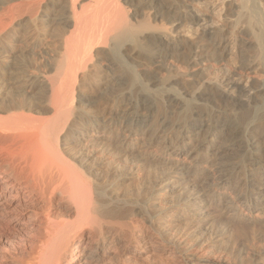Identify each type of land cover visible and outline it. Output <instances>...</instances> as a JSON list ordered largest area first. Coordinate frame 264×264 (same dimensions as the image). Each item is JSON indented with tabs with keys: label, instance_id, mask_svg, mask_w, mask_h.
Returning a JSON list of instances; mask_svg holds the SVG:
<instances>
[{
	"label": "bare ground",
	"instance_id": "1",
	"mask_svg": "<svg viewBox=\"0 0 264 264\" xmlns=\"http://www.w3.org/2000/svg\"><path fill=\"white\" fill-rule=\"evenodd\" d=\"M200 1L0 0V264H237L203 243L233 175L226 208L264 211V0H216L234 20L187 48L150 26L197 25ZM98 67L109 111L79 92ZM203 98L231 117L194 114Z\"/></svg>",
	"mask_w": 264,
	"mask_h": 264
},
{
	"label": "rangeland",
	"instance_id": "2",
	"mask_svg": "<svg viewBox=\"0 0 264 264\" xmlns=\"http://www.w3.org/2000/svg\"><path fill=\"white\" fill-rule=\"evenodd\" d=\"M228 1L229 0H225L226 3ZM230 1H233L234 2V0H230ZM211 2H213V3H211ZM85 3H87V2L85 1L84 4ZM219 4H220V2H218L216 0H209V1L208 0H201L200 1L199 5H197V8H199L198 10H200L201 12H199L198 10H194V13H193L194 15H196L197 17L200 18V22L197 24L198 26L195 25V24L194 25L193 24L192 25H187V26L186 25H183V26L182 25H176V26L175 25H169L168 23H164V21L162 22V20L158 21L159 19H157L156 21H153V20L151 21V20H149V19H151L150 13H148V14L138 13L137 14L136 21L137 22H141V21H139L140 17H141V19H143V21H144V19H146L148 17L146 20H149V23L150 24H151V22H153L150 26L151 27H152V25L156 26L154 29H158L159 28L160 30H164L163 27L168 26V27L165 28V30L167 32L169 31L168 33L171 34L170 39L173 40L174 43L177 42L178 44H181V45L183 44V47L187 48L192 43L196 42L197 41L196 38L199 35H201L203 32L205 33V32H208V31L216 30L219 27H221L222 25H224L225 23H229L228 20L230 21L231 19H228L227 20L226 19L227 17L226 18L224 17L226 15L225 13H222L221 14L220 11L217 12L220 8H215V7L218 6ZM126 12L129 13L130 11H126ZM130 14L131 13H129V15ZM147 15H149V16H147ZM223 17H224V19H223ZM228 18H231V17H228ZM233 20H234V18L231 21H233ZM179 26H181V27H179ZM42 32L45 33V31H42ZM167 39H169V38H166V40ZM231 46H230L231 53L234 54V52H236V49H234ZM137 56H138V58L133 62V63H135V65H138V63H141L142 62V59H143V56L142 55H137ZM232 61L233 60H231L230 58H229V60L227 59V63H228V64L226 63L227 67H232V66L234 67V66L237 65L236 62H232ZM225 68L222 69V70L220 69L221 71H218V72L216 71V73H220V74H216L215 75L216 77H218V79L221 78V75L225 72L224 71ZM100 70H106V69L105 68H101V69L100 68L99 69L93 68L92 69V72L90 74V77H89L91 79H89L87 82L82 83L81 84L82 86L80 84L78 85L80 94L86 96V99L88 101L87 104H89V105H87V104L84 105L85 107L87 106L85 110H87V109L90 108V109H99V110L100 109H102V110L105 109L104 111H107V110L109 111V106H108L109 103L105 102L107 100L105 99L103 93L101 92L102 91L101 90V86H99L97 84L100 79H103L101 77L100 78L98 77L99 74H100L98 71H100ZM95 73H98V74H95ZM214 73H215V71L213 72V74ZM138 75L140 76L139 73H138ZM215 76L213 75L210 78L213 79ZM147 77L150 79V78H152V75L147 74L146 77H144V78L141 77L144 80V81H142L143 84H147V85L150 84V82H148L149 79ZM145 82H147V83H145ZM154 86L156 88V87H159L160 84H158V86H156V84L150 85L149 87L150 88L152 87V89H155ZM83 91L86 92V93H83ZM188 91H191V90H188ZM79 92L77 94H75V95L78 96ZM77 96H75V99L77 98ZM97 97L98 98L104 97L103 98L104 100L103 99H100L99 100V99H97ZM95 99L97 101H99V102L95 101ZM90 102H92V103H90ZM96 102H97V104H96ZM199 103H200L199 106H198L199 107L198 108L199 110L198 111H195L194 114H196V115L198 114L199 115V113H200L201 117H203V119H205V120H211V121L222 120L224 118H230L231 117V116H226V114L233 113V112H229V110L231 108L228 109V107L227 108L224 107L223 105H221V103L212 102V101L206 100L205 98H203L202 99V102H199ZM92 104H93V106H92ZM156 107H157L156 108V114L152 118V120L155 123L158 122L159 119L163 116L162 112H163V109H164L165 106H164V104H162V102L159 101L157 103ZM175 109H177V108H174V109L168 108V110H170V112L174 111V112H172L174 114V116L171 114L172 116H171V118H169L171 120L172 119L173 120H176V114L178 113V111H177L178 109L177 110H175ZM233 109L237 110L234 107H233ZM223 111L226 112V114L224 113L225 115L222 113ZM90 113H92L91 110H90ZM224 116H226V117H224ZM256 134H258V136H260L259 137L260 139H258V141L260 143L262 141H264V126L263 127L261 126L260 128H258L257 131H256ZM226 137H227V135L224 138H226ZM155 144H157V141L155 142ZM263 149H264V146H263ZM242 151H243V149L241 147L240 148L237 147L232 152H230V154L233 153L232 156L235 154L233 156V158L234 159H237L239 156H241L240 154H241ZM102 161H103V158L102 159H99V162L98 163L103 165V162ZM234 161H236V160H234ZM247 169L248 170H251L252 168H250V167L248 168L247 167L246 170ZM105 172H106V170H105V168H103L101 170V173L104 174ZM124 172L122 171V174ZM193 173H194V170H192V172L190 173V175L193 174ZM124 175H127V173L126 174L124 173ZM239 175H240V173H238L236 175H233V177L229 180L230 182L227 183L226 189L224 190L225 193L226 192L227 193H226L225 196H223L224 197L223 199H221L220 201H218V200H212V198L210 199V202H209L210 204H209V207H208L209 210H208L207 213H208V216L210 218L208 220V222H210V223H208V224L210 226L209 227L210 228L209 229L210 230L209 235L211 237L208 236V238H209V239H207L208 240L207 241L208 244H206V242L203 243V244H205L207 246V249H208L207 250L208 251V257L210 256L209 260L216 259V258L220 257L219 255H221V253H223L221 256H224V255L227 254L226 256L228 257V260H231V261H229V263H232L233 262V263H237V264H257V263L264 262V247H263L264 246V242H263L264 241V230H263L264 229V225H263V223L261 221H256L255 220L254 222H251L250 221L251 220L250 217L253 216L254 214H261V213H263V215H264V211H261V209L259 210V209L253 208V210H251V212H247V211L235 212L234 209L230 211V210H228L226 208L228 206V203H229L228 202L229 201V198L228 197L229 196H232L235 193V191L237 189V185L239 186L238 189H237L238 191H240L241 189L244 188L242 185L240 186V182H241L240 181V178L242 176L241 175L239 176ZM195 176H196L195 179H198V177H199L198 174H196ZM116 177H117V175H116ZM209 177L210 178H209L208 182H210V183L213 182L212 179H211L212 176L210 174H209ZM115 179L117 181V180L120 179V177H117ZM128 183L129 184L132 183L133 185L132 184H130V185H132L133 187H135V189L133 187H131ZM134 183H136L135 180H134ZM134 183H133V180H128L127 181V184H128L127 187L130 186L129 187L130 189L137 190L136 189V184L134 185ZM127 184H124V186H126ZM139 186L141 188V185H139ZM139 186H137L138 189H140ZM131 191H133V190H131ZM257 192H261V191H257ZM257 192H253L252 191V195H251V198L252 199L254 197L257 198V195H256ZM225 208H226V210H225ZM211 222H213V223H211ZM222 224H223V227H221ZM228 225H230V226H228ZM246 227L248 229H246ZM238 229L240 230V232L237 231ZM226 239L227 240L230 239V240L227 241ZM221 242H222V245H221ZM256 243H258V244L256 245ZM260 244H263V245H260ZM254 245H256V246H254ZM219 247H221V248H219ZM246 248H247V250H246ZM252 248H253V250H252ZM223 249H224V251H223ZM224 253H226V254H224ZM231 256H232V258H231ZM233 256H235V257H233ZM241 258H242V261H241ZM257 261H259V262H257ZM246 262H248V263H246Z\"/></svg>",
	"mask_w": 264,
	"mask_h": 264
}]
</instances>
